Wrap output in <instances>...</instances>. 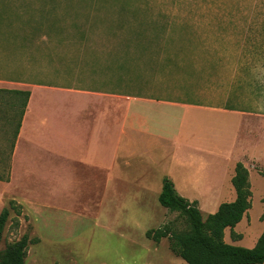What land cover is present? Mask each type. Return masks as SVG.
<instances>
[{
  "label": "crops",
  "instance_id": "0c3cea01",
  "mask_svg": "<svg viewBox=\"0 0 264 264\" xmlns=\"http://www.w3.org/2000/svg\"><path fill=\"white\" fill-rule=\"evenodd\" d=\"M180 1L0 0V207L38 222L29 178L53 191L79 170L132 201L166 177L217 210L237 162L264 170V48Z\"/></svg>",
  "mask_w": 264,
  "mask_h": 264
},
{
  "label": "rangeland",
  "instance_id": "374dc122",
  "mask_svg": "<svg viewBox=\"0 0 264 264\" xmlns=\"http://www.w3.org/2000/svg\"><path fill=\"white\" fill-rule=\"evenodd\" d=\"M179 3L184 5L182 7L219 11L220 25L225 33L235 40L250 41L252 47L260 44L263 50L264 0H181ZM253 88L252 84V92ZM6 166L7 162L0 161L3 176ZM259 171L264 173L263 169ZM76 172L77 175L69 178L68 185L53 191L49 178H29L39 200L47 207L39 215L38 224L31 218L32 213L20 206L17 227L13 225L15 214L10 211L0 253L26 234L31 241L24 264H186L170 251L166 237L155 242L145 236L148 229L164 224L172 225L176 231L186 230L184 216L162 207L158 195L152 192L140 191L138 200H129L128 192L135 188L130 181L127 183L112 176L104 184L103 177ZM261 172L250 170L251 207L233 228L241 238H233L226 228V243L251 248L264 229V177ZM181 195L198 199L193 192ZM207 196L209 194L201 197ZM5 207L2 204L0 211ZM200 210L203 218L216 211L210 207Z\"/></svg>",
  "mask_w": 264,
  "mask_h": 264
},
{
  "label": "trees",
  "instance_id": "16d2710c",
  "mask_svg": "<svg viewBox=\"0 0 264 264\" xmlns=\"http://www.w3.org/2000/svg\"><path fill=\"white\" fill-rule=\"evenodd\" d=\"M264 176V174H261ZM0 175V180H7ZM231 184L235 191V199L224 202L217 210L203 218L196 201H188L179 196L170 179L164 177L162 188L158 195L159 204L171 212H178L185 217L187 228L176 231L170 224H164L157 229H148L145 236L155 242L161 238L168 239L170 251L186 264H264V229L251 248L236 246L224 241V230L229 229L233 238L240 239L233 228L241 221L251 207V190L246 168L237 162ZM10 211L15 216L14 227L18 226L20 206L13 200L0 211V242ZM29 240L26 234L9 244L0 253V264H24Z\"/></svg>",
  "mask_w": 264,
  "mask_h": 264
}]
</instances>
